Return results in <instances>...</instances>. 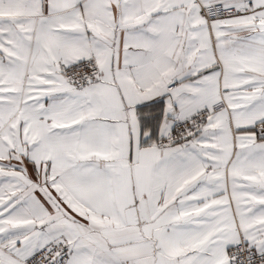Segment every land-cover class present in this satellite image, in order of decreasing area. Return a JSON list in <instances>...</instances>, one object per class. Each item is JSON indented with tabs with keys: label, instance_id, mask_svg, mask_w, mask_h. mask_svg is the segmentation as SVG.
<instances>
[{
	"label": "snow or ice",
	"instance_id": "obj_1",
	"mask_svg": "<svg viewBox=\"0 0 264 264\" xmlns=\"http://www.w3.org/2000/svg\"><path fill=\"white\" fill-rule=\"evenodd\" d=\"M0 264H264V0H0Z\"/></svg>",
	"mask_w": 264,
	"mask_h": 264
}]
</instances>
